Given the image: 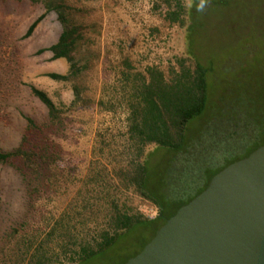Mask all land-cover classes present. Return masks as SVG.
<instances>
[{
	"label": "trees",
	"instance_id": "16d2710c",
	"mask_svg": "<svg viewBox=\"0 0 264 264\" xmlns=\"http://www.w3.org/2000/svg\"><path fill=\"white\" fill-rule=\"evenodd\" d=\"M13 1L45 10L23 40L33 36L47 15L57 16L62 27L58 41L37 55L51 53L52 61L64 60L69 70L65 75L47 76L72 86L74 107L90 103L103 114L122 113L124 131L111 142L98 134L102 147L94 149L83 175L79 166L83 160L65 150V144L79 135L70 109L30 86L31 95L48 114L44 122L27 117L19 146L10 151L0 149V166L19 175L27 201L24 220L1 238L0 264H84L127 234L152 230V239L139 255L168 220L207 190L215 176L264 147L260 132L255 130L258 120L237 106L229 113L220 108L214 118L204 122L209 110V79L215 68L203 64L189 47L184 55L153 64L145 63L124 45L103 48L105 14H116L133 0ZM150 1L160 20V25L150 29L151 37L158 41L166 34L169 39L171 31L179 29L185 30L189 43L192 6L200 0ZM103 58L107 66L101 79L97 72ZM197 122L201 125L198 131L192 128ZM200 132L204 140L201 135L196 139ZM238 144L243 146L241 150ZM209 152L213 156L203 185L176 208L172 206L179 199L172 198L168 181L165 186L163 183V199L150 186L152 170L165 165L168 180L184 179L190 172L185 166L197 154ZM67 184L78 185L74 196L60 213L48 216V204L69 188ZM135 197L154 207L157 215L149 218L143 214L135 206Z\"/></svg>",
	"mask_w": 264,
	"mask_h": 264
},
{
	"label": "rangeland",
	"instance_id": "374dc122",
	"mask_svg": "<svg viewBox=\"0 0 264 264\" xmlns=\"http://www.w3.org/2000/svg\"><path fill=\"white\" fill-rule=\"evenodd\" d=\"M152 7L150 0H133L117 9L116 14L106 13L103 48L117 49L124 45L128 51L145 59V63L153 64L166 62L173 55H184L189 47L203 64H213L215 68L209 79L208 109L211 110L206 112L204 122L214 118L220 108L225 107L229 113L233 106H237L258 120V129L255 130L260 132V140L264 141V0L194 2L189 43L185 30L179 29H173L169 39L166 34L158 41L151 37L152 26L160 25ZM44 14L40 5L13 0L0 2V149L10 151L19 146L27 117L38 122L46 121L47 109L31 95L30 86H34L46 92L57 105L64 104L70 109V118L77 123L79 135L65 144V150L75 159L83 160L79 166L84 175L94 149L102 147L98 134L104 135L107 142L119 137L124 131V117L122 113L103 114L90 103L74 107L72 86L47 76L52 73L65 75L69 70V64L64 60L52 61L51 53L37 55L58 41L62 27L57 16L54 13L47 15L31 38L22 39L30 26ZM106 66L103 58L97 72L101 79ZM223 116L226 119L228 115L224 112ZM200 126L197 122L192 128L198 131ZM198 135L196 139L201 132ZM201 137L204 140L205 137ZM237 147L243 148L241 144ZM199 154L185 166L190 172L184 179L168 180L169 169L165 165L151 172L150 186L157 190L161 199L164 198L165 181L170 183L172 198L179 199L173 209L196 193L208 175L206 167L210 164L212 152ZM67 186L68 189L48 204L45 210L49 212L48 216L60 213L78 189V185ZM134 200L135 206L147 217L157 215V210L149 203L139 197ZM26 204L19 175L11 168L0 166V242L6 232L24 220ZM152 234V230L137 229L107 252L84 264H127L152 239Z\"/></svg>",
	"mask_w": 264,
	"mask_h": 264
},
{
	"label": "water",
	"instance_id": "95a60500",
	"mask_svg": "<svg viewBox=\"0 0 264 264\" xmlns=\"http://www.w3.org/2000/svg\"><path fill=\"white\" fill-rule=\"evenodd\" d=\"M127 264H264V147L215 176Z\"/></svg>",
	"mask_w": 264,
	"mask_h": 264
}]
</instances>
